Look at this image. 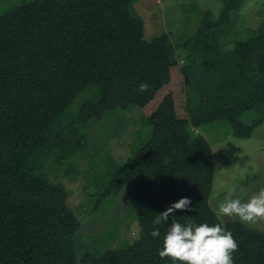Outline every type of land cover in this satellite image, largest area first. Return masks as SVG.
<instances>
[{"label": "trees", "instance_id": "16d2710c", "mask_svg": "<svg viewBox=\"0 0 264 264\" xmlns=\"http://www.w3.org/2000/svg\"><path fill=\"white\" fill-rule=\"evenodd\" d=\"M135 1L32 0L0 13V264L69 261L81 224L65 187L50 176L64 169L71 177L88 158L81 154L89 149V132L117 111L145 107L177 67L169 35L144 40ZM246 1L222 0L219 17L210 21L205 14L185 43L203 54L200 72L184 86L186 116L177 118L173 98L165 96L135 134L146 139L133 140L129 156L104 164L84 189L88 209L96 212L128 188L139 227L135 241L110 243L96 264H173L159 255L167 223L153 221L181 197L190 199L191 211L176 210L177 221L221 223L209 207L212 151L191 132L226 123L234 139L246 140L264 120V16L257 29L237 32ZM12 16L20 18L23 44L14 42ZM255 40L262 50L246 69L224 49ZM142 83L148 85L143 92ZM88 89L96 98L72 112ZM92 159L99 158L89 159L90 168ZM153 228L160 238L151 236ZM254 264H264V236Z\"/></svg>", "mask_w": 264, "mask_h": 264}, {"label": "rangeland", "instance_id": "374dc122", "mask_svg": "<svg viewBox=\"0 0 264 264\" xmlns=\"http://www.w3.org/2000/svg\"><path fill=\"white\" fill-rule=\"evenodd\" d=\"M30 1L0 0V13L4 14ZM222 7V0H136L132 5L133 13L143 22V38L146 42L169 35L175 49L177 67L172 68L168 84L155 93L145 107L117 111L115 116L104 118L89 132V149L81 155L89 159L99 158L92 159L91 168L89 159L85 158L79 160L71 177L64 175V169L50 176L51 181L65 187L68 192L67 205L81 224L75 237L73 255L66 264H96V254L106 251L110 243L111 247H118L121 243L129 244L138 238L139 227L135 213L129 206L128 188L110 198L96 212L88 209L89 200L84 189L88 183H92L93 174L97 175L104 164L105 168L110 162L121 164L129 156L133 140L139 142L140 139H146L145 135V138H140V134H135L144 129L145 119L155 111L165 96L173 98L177 118L186 116L183 109L184 86L191 75L200 72L199 64L203 54L186 49L184 45L194 37L202 17L207 14L210 21H215ZM263 16L264 0H247L236 31L243 33L248 29H257ZM8 20L14 31L15 44H23L25 34L20 18L12 16ZM224 49L242 69H246L261 52L262 44L259 40L240 41ZM94 98L96 96L92 95L91 89L86 90L74 100L71 111H76L83 103ZM110 129L112 132L108 134ZM191 134L196 139H204L212 151L214 177L209 207L214 214L217 205L226 198L229 191H232L233 198L246 201L250 195L264 187V120L253 131L251 138L246 140L234 139L226 123L203 125L192 130ZM100 143L101 146L96 149ZM218 219L233 233L239 245L233 253L234 264H254L257 247L264 236V220L246 224L237 218Z\"/></svg>", "mask_w": 264, "mask_h": 264}, {"label": "clouds", "instance_id": "9594fccd", "mask_svg": "<svg viewBox=\"0 0 264 264\" xmlns=\"http://www.w3.org/2000/svg\"><path fill=\"white\" fill-rule=\"evenodd\" d=\"M147 89V84L139 85V91ZM190 204L188 197H181L156 215L154 225L162 221L167 223L159 255L170 257L173 264H234L233 253L239 245L230 230L221 223H196L191 218L181 223L172 215L176 210L191 211ZM215 214L218 218H237L246 224L264 220V187L250 195L246 201L233 198L232 191H229L226 198L217 205ZM169 219L171 223H168ZM151 236L160 238V229L153 228Z\"/></svg>", "mask_w": 264, "mask_h": 264}, {"label": "crops", "instance_id": "0c3cea01", "mask_svg": "<svg viewBox=\"0 0 264 264\" xmlns=\"http://www.w3.org/2000/svg\"><path fill=\"white\" fill-rule=\"evenodd\" d=\"M158 105H159V103H158ZM158 105H157V106H158ZM156 108H157V107H156Z\"/></svg>", "mask_w": 264, "mask_h": 264}]
</instances>
